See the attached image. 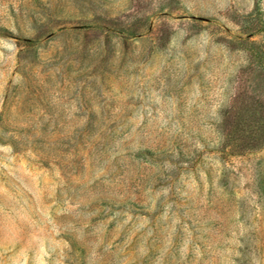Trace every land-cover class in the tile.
I'll return each instance as SVG.
<instances>
[{
    "label": "rangeland",
    "instance_id": "obj_1",
    "mask_svg": "<svg viewBox=\"0 0 264 264\" xmlns=\"http://www.w3.org/2000/svg\"><path fill=\"white\" fill-rule=\"evenodd\" d=\"M0 264H264V0H0Z\"/></svg>",
    "mask_w": 264,
    "mask_h": 264
}]
</instances>
